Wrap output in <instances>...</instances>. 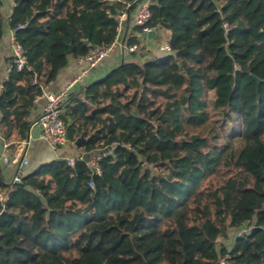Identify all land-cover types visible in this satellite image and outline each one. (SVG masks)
<instances>
[{
  "label": "trees",
  "instance_id": "obj_1",
  "mask_svg": "<svg viewBox=\"0 0 264 264\" xmlns=\"http://www.w3.org/2000/svg\"><path fill=\"white\" fill-rule=\"evenodd\" d=\"M132 1L13 0L25 64L11 60L0 91L8 148L27 138L43 87L70 56L108 46ZM150 9L171 52L124 60L70 95L68 140L106 149L100 172L76 156L23 173L0 207V264H264V0ZM232 228L246 230L217 247Z\"/></svg>",
  "mask_w": 264,
  "mask_h": 264
},
{
  "label": "built area",
  "instance_id": "obj_2",
  "mask_svg": "<svg viewBox=\"0 0 264 264\" xmlns=\"http://www.w3.org/2000/svg\"><path fill=\"white\" fill-rule=\"evenodd\" d=\"M115 1V0H109ZM130 5H132L130 7ZM151 0H133L131 3H126L124 9L118 11L116 15L117 27L116 35L113 41L106 47H93L85 55L75 58L78 71L64 84V86L56 91L44 92L45 102L42 106L39 115L30 122L29 131L33 128L39 130V137L43 139L47 145L57 150L63 147L69 140L67 136L66 123L61 117L63 107L70 95L82 87L87 78L89 71L99 62L107 58L114 50L122 49L127 55L126 60L136 59L145 60L152 58L158 53H169L171 47L169 45V38L161 41L156 46L154 53L150 49H146L143 44L144 39L150 31H155V38L157 28L151 27L148 23L151 19L152 12L150 9ZM225 29L228 28L226 23H223ZM145 34V35H143ZM136 37V41L130 39ZM12 61L15 63L17 69H21L25 64V56L21 45L14 41V32L11 43ZM124 61V60H123ZM87 64V66H85ZM11 65L7 69V75ZM21 140L11 155H4L0 158V163L8 169L12 170V178L7 187L0 188V207L3 208L8 199V190L21 180V176L26 172V166L29 162L27 147L30 142V136ZM7 144H5V147ZM82 158V155H79ZM99 156L92 157L88 163L92 166L93 174H99V168L96 161ZM65 161L74 165L75 157H63ZM92 186V183H90ZM242 229L240 232L245 231ZM239 232V233H240ZM215 264H231L227 256L218 258Z\"/></svg>",
  "mask_w": 264,
  "mask_h": 264
},
{
  "label": "crops",
  "instance_id": "obj_3",
  "mask_svg": "<svg viewBox=\"0 0 264 264\" xmlns=\"http://www.w3.org/2000/svg\"><path fill=\"white\" fill-rule=\"evenodd\" d=\"M13 8V0H0V13L2 15V35L0 37V91L2 88V84L6 79L7 69L12 60L11 55V43L13 30L10 28L8 23V18L12 12ZM164 29H158L155 38H148L143 40V44L146 49H150L153 51L161 41L169 38V32H167L164 36H160L159 32ZM129 58V57H128ZM127 55L122 49L114 50L107 58L99 62L96 66L90 69L89 77L86 80V83L94 80L96 78L101 77L106 74L113 67L121 63L123 60L128 59ZM78 71L77 65L75 63V58L69 57L66 65L57 73L55 79L50 82L48 85L43 87V92L40 96L35 99L34 106L31 109L28 120L31 122L34 118H36L41 112L42 106L45 102L44 92L56 91L61 89L64 84ZM85 83V84H86ZM30 142L27 147L28 159L29 162L26 166V172L34 169L38 165L45 163L47 161L53 159H59L63 157H76L82 155L84 152H81L78 148H76L75 144L68 141L63 147L53 150L51 149L47 143L39 137V130L37 128H33L29 131ZM21 140L14 141V145L12 148H8L10 143L4 141V139L0 136V158L4 155H11L16 147V143L18 144ZM5 144L7 146L5 147ZM2 168V175L5 183H9L12 178V170L5 167L0 163Z\"/></svg>",
  "mask_w": 264,
  "mask_h": 264
},
{
  "label": "water",
  "instance_id": "obj_4",
  "mask_svg": "<svg viewBox=\"0 0 264 264\" xmlns=\"http://www.w3.org/2000/svg\"><path fill=\"white\" fill-rule=\"evenodd\" d=\"M143 35H145V34H143ZM154 35H155V31H150L149 33L146 34V36L149 38H153ZM84 42L87 43L88 40L85 39ZM85 66H87V64H85ZM89 138H90V136L85 137L83 134H81L79 137L76 138V140L74 141V144L78 145L79 142L87 141ZM105 151H106V149H99V150L93 151V152H85L82 154V159L85 160L86 162H89L92 157L101 156L104 154Z\"/></svg>",
  "mask_w": 264,
  "mask_h": 264
},
{
  "label": "rangeland",
  "instance_id": "obj_5",
  "mask_svg": "<svg viewBox=\"0 0 264 264\" xmlns=\"http://www.w3.org/2000/svg\"><path fill=\"white\" fill-rule=\"evenodd\" d=\"M167 31L164 29L162 30V32H159V35L164 36L165 33ZM4 178H6V176H4ZM9 183L6 182V185H8ZM240 232V230L236 229V228H232L229 230L228 235L226 238H219L218 242H217V247H220L222 245L226 246V247H230L234 241V237Z\"/></svg>",
  "mask_w": 264,
  "mask_h": 264
}]
</instances>
